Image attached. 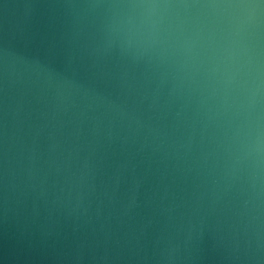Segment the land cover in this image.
<instances>
[{"label":"water","instance_id":"1","mask_svg":"<svg viewBox=\"0 0 264 264\" xmlns=\"http://www.w3.org/2000/svg\"><path fill=\"white\" fill-rule=\"evenodd\" d=\"M0 264H264V0H0Z\"/></svg>","mask_w":264,"mask_h":264},{"label":"clouds","instance_id":"2","mask_svg":"<svg viewBox=\"0 0 264 264\" xmlns=\"http://www.w3.org/2000/svg\"><path fill=\"white\" fill-rule=\"evenodd\" d=\"M150 10L151 15H158L159 18L163 17V11L157 12L160 9H166L169 7L168 5H160V4H149L145 6ZM214 7L229 9V8H241V7H254L250 5H215ZM251 20V16H248L247 19L242 18L238 15L229 14L228 24L229 27L222 32H225L226 35L224 38L227 40V46L225 51L229 59H235L241 52L248 53L247 62L250 64L252 62L251 55V45H248L244 42L243 33L246 24ZM157 21H153L156 23Z\"/></svg>","mask_w":264,"mask_h":264}]
</instances>
